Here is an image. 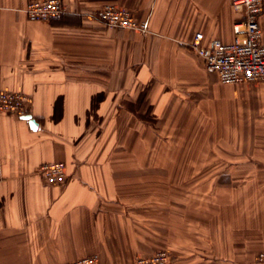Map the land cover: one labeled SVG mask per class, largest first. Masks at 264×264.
I'll list each match as a JSON object with an SVG mask.
<instances>
[{"label":"crops","instance_id":"crops-1","mask_svg":"<svg viewBox=\"0 0 264 264\" xmlns=\"http://www.w3.org/2000/svg\"><path fill=\"white\" fill-rule=\"evenodd\" d=\"M28 1L0 0V90L26 95L36 123L0 112V264H64L93 253L98 264H133L158 250L174 264H254L264 250V190L239 218L216 204L218 194L226 208L233 192L247 190L235 182L233 191V177H264V84L220 83L189 47L198 32L204 46L233 39L241 13L230 0H61L64 10L44 21L27 19ZM106 4L129 8L147 31L103 25ZM259 24L264 42V11ZM220 105L228 115L233 105L255 114L259 169L220 171L203 204L199 187L185 195L167 181L179 171H154L160 197L152 200L153 172L137 166L151 160L153 121L210 117ZM58 161L66 180L47 184L38 167Z\"/></svg>","mask_w":264,"mask_h":264},{"label":"rangeland","instance_id":"rangeland-1","mask_svg":"<svg viewBox=\"0 0 264 264\" xmlns=\"http://www.w3.org/2000/svg\"><path fill=\"white\" fill-rule=\"evenodd\" d=\"M222 86L216 84L217 93L219 90H223ZM234 107L235 105H233L230 114L232 115L233 125L229 124L228 118L230 115L226 113L228 108L224 109L222 105H220L221 109H216V113H210V117L206 113H200L199 115L176 113L153 121L151 144L149 146L151 160L138 163L137 166V168L141 167L140 169L153 172L154 178L150 179L152 200L156 199L158 201L160 197L159 185L161 178L159 173L155 174L154 171H179L180 177L168 178L167 181L177 180L185 195L188 192L191 193V187H199L200 196L206 198L210 194L209 191L213 193V190L208 188L219 186L218 182L222 181V179L217 178L220 171L228 169H252L256 171V169H259L258 164H256L258 163L256 162V122H254L256 116L254 113L249 115L248 113L239 114L234 110ZM224 117L226 118L224 119ZM234 119L235 121H233ZM211 120H213V123H211ZM240 123L242 126H240ZM225 126L228 130H225ZM236 134H239V136H236ZM230 159L232 160L229 161ZM143 181L144 179H141V183ZM232 181L233 191L240 187V184L237 185L235 182L245 183L247 190L242 194L236 193V191L233 192V195L237 196L236 202L226 208L223 202L224 195L218 194V199L215 198L221 202L220 205L216 204V212L225 211L226 216L233 218H239L244 212L251 214L252 210H256V201L253 200L255 193L264 190V177L243 179L233 177ZM173 194L174 192L171 191L169 195L173 196ZM244 198L248 199L245 209L240 205ZM201 202L202 204L207 202V198L201 199ZM208 203H212V200L210 199Z\"/></svg>","mask_w":264,"mask_h":264},{"label":"built area","instance_id":"built-area-1","mask_svg":"<svg viewBox=\"0 0 264 264\" xmlns=\"http://www.w3.org/2000/svg\"><path fill=\"white\" fill-rule=\"evenodd\" d=\"M232 8L241 17L232 25L233 39L223 43L217 39L207 46L201 44L203 34L195 33L190 49L201 59L208 71L216 73L223 84H264V42L261 40L259 16L264 11V0H230ZM24 13L31 21H44L57 17L64 6L61 0H29ZM98 17L107 27L147 31L145 21L136 19L124 6L106 4ZM29 98L23 93L0 90V112L22 118L27 114ZM43 180L50 185H61L67 173L63 162L44 163L38 167ZM99 255L93 253L64 264H98ZM133 264H174L168 250H158L149 256H135ZM254 264H264V250L254 256Z\"/></svg>","mask_w":264,"mask_h":264},{"label":"water","instance_id":"water-1","mask_svg":"<svg viewBox=\"0 0 264 264\" xmlns=\"http://www.w3.org/2000/svg\"><path fill=\"white\" fill-rule=\"evenodd\" d=\"M22 118L28 120L31 127L34 128L36 126V123L34 122V120L31 118L29 114L24 115Z\"/></svg>","mask_w":264,"mask_h":264}]
</instances>
